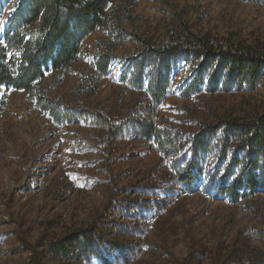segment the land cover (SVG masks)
<instances>
[{
    "label": "rangeland",
    "instance_id": "rangeland-1",
    "mask_svg": "<svg viewBox=\"0 0 264 264\" xmlns=\"http://www.w3.org/2000/svg\"><path fill=\"white\" fill-rule=\"evenodd\" d=\"M14 3L0 10V41ZM106 9L122 31L154 46L185 27L214 43L264 49V0H113ZM118 33L96 29L60 84L50 74L41 82L49 100L72 109L71 120L58 124L25 91L0 87V264H264V190L238 201L219 193L217 147L199 159L190 187L174 172L193 157L191 139L205 125L264 111V68L252 90L184 97L198 60L179 56L154 103L146 87L124 82L143 45ZM101 53L111 66L86 90L81 79ZM143 122L166 130L163 150L140 134Z\"/></svg>",
    "mask_w": 264,
    "mask_h": 264
},
{
    "label": "trees",
    "instance_id": "trees-1",
    "mask_svg": "<svg viewBox=\"0 0 264 264\" xmlns=\"http://www.w3.org/2000/svg\"><path fill=\"white\" fill-rule=\"evenodd\" d=\"M0 0V10L4 3ZM11 1V0H10ZM113 0H14L2 29L0 41V87L25 91L27 98L40 111L47 112L56 123L60 118L71 120L75 113L62 101H51L41 91L46 74L54 84H60L65 72L77 62L83 42L98 28L112 26L117 39L133 38L143 45L130 57L122 70L126 84L134 88L146 87L148 97L160 103L169 86V76L179 56L198 60L184 80L182 96L202 91H227L245 86L254 88L264 68V49L242 45L237 41L214 43L187 28L181 34L158 46L134 33L122 31L106 8ZM115 24V25H112ZM193 63V62H192ZM111 66L108 54L93 56V70L81 79V85L91 90L107 75ZM205 80L208 82L205 83ZM111 127V126H110ZM140 134L154 139L163 150L165 129L153 122L140 123ZM238 144L239 155H229ZM193 157L182 166L174 167L176 179L190 187L197 174L199 159L205 158L213 147L219 149L220 175L218 192L232 201L249 200L256 190H264V111L249 119H228L214 125H205L191 139ZM217 149V150H218ZM65 247L57 248L68 255ZM257 264V263H255Z\"/></svg>",
    "mask_w": 264,
    "mask_h": 264
}]
</instances>
